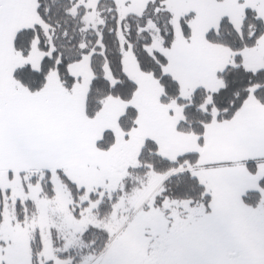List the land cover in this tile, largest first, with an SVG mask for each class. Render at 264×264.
<instances>
[{"label": "snow or ice", "instance_id": "6c2138e0", "mask_svg": "<svg viewBox=\"0 0 264 264\" xmlns=\"http://www.w3.org/2000/svg\"><path fill=\"white\" fill-rule=\"evenodd\" d=\"M0 264H264V0H0Z\"/></svg>", "mask_w": 264, "mask_h": 264}]
</instances>
